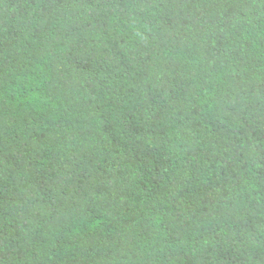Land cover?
I'll return each mask as SVG.
<instances>
[{
	"label": "trees",
	"instance_id": "16d2710c",
	"mask_svg": "<svg viewBox=\"0 0 264 264\" xmlns=\"http://www.w3.org/2000/svg\"><path fill=\"white\" fill-rule=\"evenodd\" d=\"M0 264H264V0H0Z\"/></svg>",
	"mask_w": 264,
	"mask_h": 264
}]
</instances>
